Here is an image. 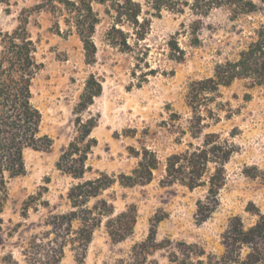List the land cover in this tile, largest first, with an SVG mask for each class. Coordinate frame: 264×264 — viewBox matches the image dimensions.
<instances>
[{
    "label": "rangeland",
    "instance_id": "374dc122",
    "mask_svg": "<svg viewBox=\"0 0 264 264\" xmlns=\"http://www.w3.org/2000/svg\"><path fill=\"white\" fill-rule=\"evenodd\" d=\"M40 1L0 3V32L14 29L21 11L34 9ZM98 9L101 21L93 35L97 46L93 63L86 62L82 42L74 32L65 33L62 21V33L58 34L51 29L50 13L31 11L27 29L36 41V57L43 63L33 79V102L42 114V132L52 137L53 146L50 151L27 149L26 173L9 185V197L0 212V264H24L21 250L28 238L42 229V221L50 213L67 209V192L78 179L59 170L56 163L78 135L75 107L90 74L102 90L81 114L84 120L90 116L96 119L91 132L96 143L86 160L92 171L85 177L98 172L129 174L142 148L154 151L159 165L150 182L130 187L115 182L101 195L113 203L115 213L135 207L136 223L130 236L114 241L104 218L85 259L78 261L66 249L58 264L128 261L134 245L146 240L152 230L159 247L148 254L146 264H181L185 259L205 260L200 252L220 254L224 231L233 218L249 227L258 213H264V84L236 79L210 94L199 108L205 124L199 137L191 136L195 115L187 92L193 80L212 76L216 63L236 59L256 38L255 29L264 23V3H258L256 12L235 19L214 11L200 27L197 44H193L196 38L191 27L180 25L183 21L189 24L190 16L157 12L144 5L149 23L144 35L117 24L127 45L113 46L108 41L113 20L102 7ZM111 34L120 37L112 32L110 38ZM174 40L184 52L181 61L171 57L178 54L171 49ZM206 133H215L218 138H213L224 147L233 146L224 165V184L209 214L207 179L214 172V163L208 164L203 177L206 184L194 189L180 182L161 183L166 157L183 152L191 143H203ZM30 195L38 196L24 211V201Z\"/></svg>",
    "mask_w": 264,
    "mask_h": 264
},
{
    "label": "trees",
    "instance_id": "16d2710c",
    "mask_svg": "<svg viewBox=\"0 0 264 264\" xmlns=\"http://www.w3.org/2000/svg\"><path fill=\"white\" fill-rule=\"evenodd\" d=\"M9 1L0 0V3ZM258 3H264V0H41L34 9H23L15 28L10 32H0V212L8 200L11 181L26 173L25 151H50L53 146L52 137L42 132V114L33 102V79L43 63L36 57V41L27 29L32 12L50 13L53 20L51 29L58 34L62 33V21L66 26L65 33L74 32L82 42L86 62L93 63L97 52L93 35L101 21L98 6L113 20L108 41L117 46L127 45L126 36L116 27L118 25L131 26L138 35L141 31L140 36L146 32L149 23L144 16V5L157 12L166 10L179 16H190L189 24L183 21L180 25L191 27L196 38L193 44H197L200 27L214 11H223L228 18L235 19L239 15L256 12ZM112 32L120 33V37L111 34L110 38ZM255 34L256 38L239 52L236 59L216 63L212 76L190 83L187 99L195 115L192 137H199L205 125L199 108L210 94L218 92L220 86H229L236 79H249L254 85L264 84V23L259 24ZM171 49L178 52L171 56L174 60H183L184 52L176 40ZM101 90L100 82L90 74L75 107L78 135L56 163L59 170L78 181L67 192V209L50 213L42 221V229L32 234L22 247L24 264H58L65 257L66 249L82 262L93 234L104 218L114 241H121L133 233L135 207L131 205L115 213L113 203L101 195L115 182L123 187L150 182L159 160L154 151L142 148L137 153L139 161L129 174L98 172L97 176L85 177L87 171H92L86 160L96 143L91 137L96 119L90 116L84 120L81 114ZM204 137L203 143H191L183 152L166 157L161 183L180 182L194 189L206 184L203 177L208 164L214 163V172L207 179L206 213L209 214L214 210L218 190L224 184V165L233 152V146L225 144L224 147L215 133H206ZM37 196L30 195L24 201V211L29 210ZM202 217L206 215L202 214ZM222 244L220 254L200 252L205 260L193 262L185 259L181 264H264V213H258L257 220L249 227H244L240 218H233L224 231ZM155 245V232L152 230L146 240L134 245L131 259H120L117 264H146L148 254L159 247Z\"/></svg>",
    "mask_w": 264,
    "mask_h": 264
}]
</instances>
